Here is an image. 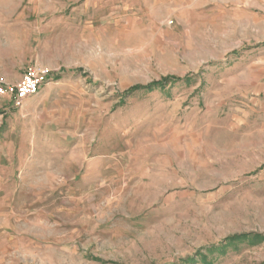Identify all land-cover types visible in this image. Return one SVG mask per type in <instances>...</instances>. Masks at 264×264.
Instances as JSON below:
<instances>
[{
  "label": "rangeland",
  "instance_id": "1",
  "mask_svg": "<svg viewBox=\"0 0 264 264\" xmlns=\"http://www.w3.org/2000/svg\"><path fill=\"white\" fill-rule=\"evenodd\" d=\"M250 233L264 0H0V264H264L208 250Z\"/></svg>",
  "mask_w": 264,
  "mask_h": 264
},
{
  "label": "trees",
  "instance_id": "2",
  "mask_svg": "<svg viewBox=\"0 0 264 264\" xmlns=\"http://www.w3.org/2000/svg\"><path fill=\"white\" fill-rule=\"evenodd\" d=\"M191 77L189 76H184V78H174V77H168L165 79H161L159 82H155L151 85H147V86H138L135 88H132L130 90H127L124 94L123 97H129L132 96L136 93H138L139 91H143L146 93H152L154 90L159 89L160 91L164 90V88L166 86L169 85H175V84H184V83H189L191 82ZM264 239L261 237V235L259 234H241V235H235L232 237H229L225 240L224 244H220V246H218L217 248H212V249H208L210 253L212 252H222L226 249L227 246H231L233 244H235V242H247V244L251 245V244H257L260 241H263ZM201 262H206V258L207 255H198ZM187 262V261H186ZM194 261H190V263H193ZM189 263V264H190ZM207 264H211L210 262H206Z\"/></svg>",
  "mask_w": 264,
  "mask_h": 264
},
{
  "label": "built area",
  "instance_id": "3",
  "mask_svg": "<svg viewBox=\"0 0 264 264\" xmlns=\"http://www.w3.org/2000/svg\"><path fill=\"white\" fill-rule=\"evenodd\" d=\"M26 79L27 82L25 87L15 88V108L22 107L24 101L28 98H31L32 96H35L38 93L40 87L43 86L46 82V76L35 77L34 80L28 79L27 77Z\"/></svg>",
  "mask_w": 264,
  "mask_h": 264
},
{
  "label": "crops",
  "instance_id": "4",
  "mask_svg": "<svg viewBox=\"0 0 264 264\" xmlns=\"http://www.w3.org/2000/svg\"><path fill=\"white\" fill-rule=\"evenodd\" d=\"M47 86V85H46ZM45 85H43V86H41L40 88H43V87H46ZM44 90L45 89H43V91H41V93L40 94H43L44 93Z\"/></svg>",
  "mask_w": 264,
  "mask_h": 264
}]
</instances>
